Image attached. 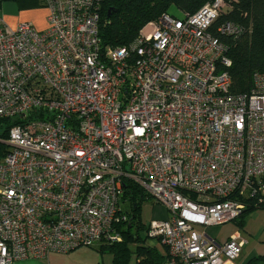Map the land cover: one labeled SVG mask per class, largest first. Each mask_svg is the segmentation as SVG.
Returning a JSON list of instances; mask_svg holds the SVG:
<instances>
[{
  "label": "built area",
  "instance_id": "obj_1",
  "mask_svg": "<svg viewBox=\"0 0 264 264\" xmlns=\"http://www.w3.org/2000/svg\"><path fill=\"white\" fill-rule=\"evenodd\" d=\"M103 1L45 0V30L0 23V118L15 121L0 137V264L121 242L127 179L169 212L147 230L165 264H229L246 240L208 229L264 199V72L234 93L230 48L210 30L231 2L164 13L104 48Z\"/></svg>",
  "mask_w": 264,
  "mask_h": 264
},
{
  "label": "trees",
  "instance_id": "obj_2",
  "mask_svg": "<svg viewBox=\"0 0 264 264\" xmlns=\"http://www.w3.org/2000/svg\"><path fill=\"white\" fill-rule=\"evenodd\" d=\"M10 0H0L2 3ZM20 8L43 6L45 0H12ZM211 0H104L100 9L99 35L101 45L107 47L129 46L139 35L140 30L149 22L158 20L162 14L168 13L176 18L197 12L206 2ZM232 7L222 13L211 27L212 33L226 43L232 65L228 68L232 78L231 90L234 93L247 92L253 85V75L264 72V0H229ZM176 8L182 12L177 16L171 11ZM230 21L242 28L239 35L219 31V26ZM15 124L13 119L0 118V137L7 138L9 129ZM10 146L0 142V161L9 151ZM152 199L133 180L124 181V193L121 197L123 212L128 214V220L118 225L123 235L121 242L99 243L100 252L112 254L113 264H131L132 254H135V264H164L170 257L167 247L147 243L148 224L142 219L145 201ZM124 203L129 204L125 209ZM257 208H264L262 201L253 200L239 217L240 224L244 218ZM135 230V231H134ZM136 243L135 251L131 243ZM94 245L92 246L95 247ZM245 264H264V256L250 258Z\"/></svg>",
  "mask_w": 264,
  "mask_h": 264
},
{
  "label": "rangeland",
  "instance_id": "obj_3",
  "mask_svg": "<svg viewBox=\"0 0 264 264\" xmlns=\"http://www.w3.org/2000/svg\"><path fill=\"white\" fill-rule=\"evenodd\" d=\"M171 12L177 16H182V12H180L176 8H174ZM46 16L47 9L41 5L30 8H20L19 5H17V2L12 0L4 2L3 7L0 10V22H3L5 25L11 28H16L19 23L28 21L36 25L37 29L39 30L45 29ZM128 205L129 204L124 203L125 209L129 207ZM262 211L264 210H258V212L249 215V217L247 218L246 229L245 231H242L251 241L252 246L255 244V241L253 239L254 233L257 236L259 231L261 230L260 227L264 224V213H261ZM164 214H166L167 217L169 215V212L163 205L157 204L155 199H149L145 201L142 211V219L145 223L148 224L152 220L162 217ZM232 230H237V227L234 224L222 226L221 228L219 226H216L208 229V231L212 234L219 233V231H221V233L231 232ZM234 233H237L239 235L241 234L240 230ZM143 235L147 236V232L145 231ZM147 243L150 245H157L162 249L164 248L162 242H159L158 240L153 238H148ZM130 246L131 249L135 251L137 244L133 242ZM244 253H246V249ZM107 255L111 256L108 252ZM135 258V254H132L131 264H135Z\"/></svg>",
  "mask_w": 264,
  "mask_h": 264
},
{
  "label": "crops",
  "instance_id": "obj_4",
  "mask_svg": "<svg viewBox=\"0 0 264 264\" xmlns=\"http://www.w3.org/2000/svg\"><path fill=\"white\" fill-rule=\"evenodd\" d=\"M2 7H3V3L1 5L0 10L2 9ZM43 7H45L47 9L46 28H45V29H47L49 26L48 20H47L48 8L46 7L45 2L43 4ZM25 22H28V21H25ZM34 26L36 27V25H34ZM45 29H42V30H45ZM258 210H264V208H257L255 210L251 211V213H249L244 218L245 220H244L243 224H240L239 220L241 218H239V220H236L232 223L222 225V226H227L230 224H234L237 227V230H234V231L232 230L233 232L231 231V232L221 233V231H219V233H216V234L211 233L213 236H215L219 240L224 241V240L229 239L231 234L240 230V232H241L240 235L246 240V244L243 246L242 252L240 253V256L236 260L230 262L229 264H245L252 257L264 256V224L260 227L261 230L259 231L257 236L254 233L253 239L255 241V244L253 246H252L251 241L244 234V232H242V231H245V229H246L247 218L249 217V215H251L255 212H258ZM261 213H264V211H262ZM167 217H166V214H164L162 217L157 218V219L162 220V219H166ZM222 226H219V227L221 228ZM153 239H156V238H153ZM156 240H158V239H156ZM100 246L101 245H97L93 248L92 247H81V248L73 250L69 253L52 252L47 257H44V258L20 259V260L15 261L13 264H113L112 254L108 251L100 252L97 249ZM245 249H246V253H244ZM163 251H164V249H163ZM107 252L110 253L111 256H108ZM168 253H169V251H168Z\"/></svg>",
  "mask_w": 264,
  "mask_h": 264
}]
</instances>
